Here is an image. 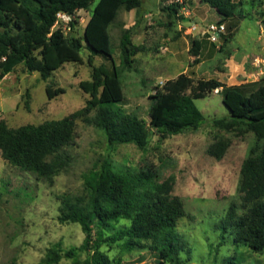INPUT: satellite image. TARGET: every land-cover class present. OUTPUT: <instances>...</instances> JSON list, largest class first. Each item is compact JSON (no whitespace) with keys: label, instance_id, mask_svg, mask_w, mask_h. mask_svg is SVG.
Returning a JSON list of instances; mask_svg holds the SVG:
<instances>
[{"label":"rangeland","instance_id":"1","mask_svg":"<svg viewBox=\"0 0 264 264\" xmlns=\"http://www.w3.org/2000/svg\"><path fill=\"white\" fill-rule=\"evenodd\" d=\"M97 1L90 10L79 12L78 23L68 34L83 39ZM183 1L188 16L182 10L178 14L167 10L177 0H142L139 11L122 9L110 28L116 67L121 68L120 44L126 31L130 30L135 45L145 47L135 56L132 69L121 74L124 100L117 107L147 123L156 88L182 73L227 86L264 78L262 65L257 66L264 61V0H243L238 14L222 23L228 42L223 38L215 43L210 39L211 26L223 21L222 14L200 0ZM194 40L204 43L201 55L191 49ZM82 57L83 64L66 63L47 80L27 72L24 65L0 79V121L11 129L37 127L83 112L75 119V138L67 147L71 162L51 179L9 163L0 149V264H47L54 247L63 255L60 264H86L92 252L81 248L86 238L81 226L59 220L62 199L86 200V179L105 161L117 173L148 167L161 183L174 178L172 194L183 201L186 211L177 233L191 250L189 257L182 253L184 264H264V251L255 253L238 243L234 227L227 233L220 227L232 205L237 215L243 213V165L264 150V140L258 141L246 127L228 130L216 125L217 120L230 121L222 89L196 101L205 116L198 130L166 138L154 135L145 150L134 144L110 147L103 132L90 123L96 110H85L91 97L80 82L92 81L89 58L94 66L105 65L110 72L113 63L85 48ZM48 87H63L66 93L50 100ZM221 142L226 150L218 159L210 150ZM130 225L131 221L121 220L107 231L94 228L95 239L104 241L100 251L109 264H171L161 262L149 249H128L125 240H108Z\"/></svg>","mask_w":264,"mask_h":264},{"label":"trees","instance_id":"2","mask_svg":"<svg viewBox=\"0 0 264 264\" xmlns=\"http://www.w3.org/2000/svg\"><path fill=\"white\" fill-rule=\"evenodd\" d=\"M95 1L0 0V79L24 65L27 72L39 73L47 80L66 63L83 64L82 51L85 48L94 56H102L113 63L110 72L105 65L94 66L93 59L89 58L92 81L80 82V88L91 97L85 110H96L90 123L103 132L110 147L134 144L145 150L154 135L166 138L198 130L205 122V116L196 101L218 89H222V100L229 109L230 121L217 120L216 125L228 130L244 126L255 134L258 141L264 140V78L251 84L227 86L216 79L196 80L192 75L182 73L156 88L151 96L149 123L117 107L124 100L121 74L132 69L135 56L143 53L145 47L135 45L130 30L126 31L120 44L121 68L116 67L110 28L122 9L139 11L142 0H98L83 39L53 29L59 12L73 14L90 10ZM200 3L222 14L224 18L219 25L235 17L244 5L243 0H200ZM185 6L187 3H173L167 10L178 14ZM77 23L78 20L74 21L72 28ZM262 24L264 26V17ZM223 38L228 42L221 33L220 39ZM203 48V41H193L191 49L195 55H201ZM46 92L53 100L65 94L66 89L48 87ZM26 108H29L28 102ZM82 113L61 121L19 129H11L5 121H0L3 158L21 169L51 179L71 162L67 147L74 141L75 119ZM225 150L226 146L221 142L214 145L210 153L220 159ZM85 185L86 200L62 199L59 220L81 226L86 235L81 248L92 252L86 264H109L100 251L104 241L95 239L94 228L107 231L121 220L131 221V225L120 229L108 240H125L128 249H149L156 252L163 263L184 264L182 253L190 256L191 250L177 233L178 222L186 217V211L183 201L172 194L174 178L161 183L156 171L148 167L117 173L105 161L86 179ZM241 192L243 213L237 215V207L232 205L220 227L223 233L234 227L238 243L255 253L263 252L264 150L245 161ZM62 258L61 251L54 247L49 250L46 263L60 264Z\"/></svg>","mask_w":264,"mask_h":264},{"label":"built area","instance_id":"3","mask_svg":"<svg viewBox=\"0 0 264 264\" xmlns=\"http://www.w3.org/2000/svg\"><path fill=\"white\" fill-rule=\"evenodd\" d=\"M179 4H185L183 0H177ZM80 11L83 10H79L76 11L73 14L70 13H65V12H59L57 14V20L56 23L54 25V30L57 29H61L65 34H67L68 32L71 31L72 29V23H74V21L78 20V14ZM182 12L188 16V14H190V11L188 10V6H185L182 8ZM225 31V26L224 25H212L211 26V32H210V39L211 41L218 42L220 37L218 36V34H221ZM264 69V61H260L259 63H257V66H261ZM262 74L264 75V71L262 72ZM219 89L216 90V92L218 93Z\"/></svg>","mask_w":264,"mask_h":264},{"label":"water","instance_id":"4","mask_svg":"<svg viewBox=\"0 0 264 264\" xmlns=\"http://www.w3.org/2000/svg\"><path fill=\"white\" fill-rule=\"evenodd\" d=\"M218 36L220 37V34H218Z\"/></svg>","mask_w":264,"mask_h":264},{"label":"crops","instance_id":"5","mask_svg":"<svg viewBox=\"0 0 264 264\" xmlns=\"http://www.w3.org/2000/svg\"><path fill=\"white\" fill-rule=\"evenodd\" d=\"M134 11V10H133ZM12 74V73H11ZM10 75V74H9Z\"/></svg>","mask_w":264,"mask_h":264}]
</instances>
